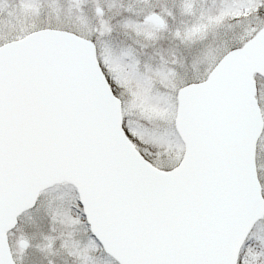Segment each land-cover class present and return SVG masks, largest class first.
Returning a JSON list of instances; mask_svg holds the SVG:
<instances>
[{
	"label": "snow or ice",
	"instance_id": "6c2138e0",
	"mask_svg": "<svg viewBox=\"0 0 264 264\" xmlns=\"http://www.w3.org/2000/svg\"><path fill=\"white\" fill-rule=\"evenodd\" d=\"M0 264H264V0H0Z\"/></svg>",
	"mask_w": 264,
	"mask_h": 264
}]
</instances>
